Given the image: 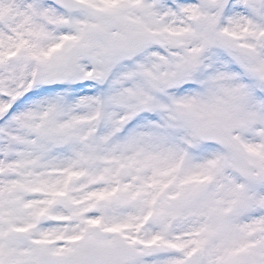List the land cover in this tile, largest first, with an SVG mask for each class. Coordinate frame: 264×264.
Wrapping results in <instances>:
<instances>
[{
	"label": "snow or ice",
	"instance_id": "6c2138e0",
	"mask_svg": "<svg viewBox=\"0 0 264 264\" xmlns=\"http://www.w3.org/2000/svg\"><path fill=\"white\" fill-rule=\"evenodd\" d=\"M0 264H264V0H0Z\"/></svg>",
	"mask_w": 264,
	"mask_h": 264
}]
</instances>
